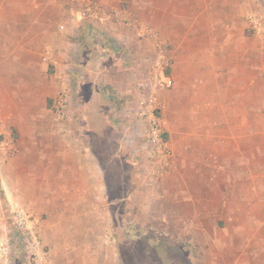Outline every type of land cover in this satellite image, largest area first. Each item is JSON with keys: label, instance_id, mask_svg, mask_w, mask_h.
<instances>
[{"label": "rangeland", "instance_id": "rangeland-1", "mask_svg": "<svg viewBox=\"0 0 264 264\" xmlns=\"http://www.w3.org/2000/svg\"><path fill=\"white\" fill-rule=\"evenodd\" d=\"M133 1L138 5L145 3L147 8L135 18L144 38L139 42L145 51L134 42L135 54H140L147 70L141 76L137 73L140 79L134 84L127 81L125 73L113 75L116 67L112 64L133 56L127 45L119 44L106 23L120 21V17L88 20L92 30L89 33L71 21L72 12L77 10H72L71 0H0V238L8 240L11 264L36 263L13 219L14 206H22L8 191L11 187L7 177L12 170L38 169V161L49 163L57 154L56 145L62 137L67 143L80 139L81 148L91 149L96 164L105 171L106 192L103 211L101 202L95 203L91 195L88 203H79L91 208L74 210L82 213L83 220L89 219L88 224L70 226L57 221L63 215L58 208H52L60 200L58 193L51 203L45 201L47 209L37 220L29 212L37 228L40 222L47 223L41 228L49 241H42L44 234L40 241L51 264H170L165 241L151 234L153 217L174 215L171 206L176 203H192L194 207L197 202H215L219 197L228 201L230 178L218 172L221 170L224 175L229 167L246 166L240 156L234 161L230 153L215 160L214 135L228 132L217 125L230 118V98L205 97L197 109L189 105L185 84L179 79L175 82L186 67L183 48H173L171 42H166L162 28L167 0ZM257 2L264 6L262 0ZM136 4L133 11L139 9ZM110 5L128 8L115 1ZM257 18L263 22L260 30L254 24L252 28L247 25L236 41L218 45L223 61L217 65V72H223L224 77L219 75L211 85L215 87L217 82L223 86L222 78L230 75L239 90L245 82L248 87L252 83L253 95L245 98L239 96L238 90L231 106H239V124L248 122V129H238L239 136L247 133L252 137L248 151L253 161L250 163L249 159L247 167L254 171V185L260 187L257 190L264 192V17ZM50 47L57 51V62L62 58V70L47 64ZM224 58L235 63L229 66ZM136 59L120 64L125 69ZM103 72L116 78L123 90L103 81ZM165 79L172 81L170 87ZM62 83L67 91L62 97L66 107L59 116L55 102L63 92ZM153 94L157 105L150 117L144 111ZM206 100L214 101V108L208 107ZM222 108L227 112H220ZM193 122L202 125L197 128ZM152 124L162 131L173 160L165 161L155 154L148 141ZM31 138L35 141H29ZM49 167L53 169L54 164ZM55 178L54 188L68 179ZM178 211L191 214L193 209ZM208 212L213 216L215 210L210 208ZM193 250L191 256L197 255Z\"/></svg>", "mask_w": 264, "mask_h": 264}, {"label": "crops", "instance_id": "crops-1", "mask_svg": "<svg viewBox=\"0 0 264 264\" xmlns=\"http://www.w3.org/2000/svg\"><path fill=\"white\" fill-rule=\"evenodd\" d=\"M114 1L120 6H123L121 4L124 3V5H128V8H110V4ZM257 1L167 0L164 9L166 19L162 28L166 33V42H171L173 48H177L179 45L183 48V62L186 69L175 78V82L179 79L185 84L189 105L198 109L201 108L200 102L207 99L205 97L225 96L230 98L228 109L230 118L224 124L219 122L217 125L218 129L225 128L228 129V132H224L223 136L220 132L214 135L217 145V151L214 153L215 160L220 161L223 154L230 153L229 157L233 156L234 161L239 160L240 156L246 165L241 169L229 167V171L224 175H221V170L218 172L220 176L227 177L226 174H228L230 178L228 201L219 197L215 202H197L194 207H192V203H176L171 206L174 215L153 217V233L151 234L153 237L161 236V240L165 241L170 264H264V192L257 190L260 187L254 185V171L251 167H247L248 160L250 159V163L253 161L251 151H248V143L252 141L250 139L252 137L249 138L247 133L245 137L239 136L238 129H248V122L242 121L239 124L237 117L239 106L238 104H235L233 108L231 106L233 97H238L239 91V96L245 98L252 96L253 92L250 93V91L253 86L251 83L248 87V83L245 82L239 90L236 80H233L231 75L228 76V81L221 77L223 86L219 87L217 82L215 87L211 85V81H217L219 75L224 77L223 72H217V65L223 61L218 51V45L236 41L247 25L252 28L253 22L250 17L258 20L259 25L254 28L260 30V24L263 22L257 16L264 17V6H260ZM97 2L103 7L106 17L115 16L122 19L106 23L110 29H113L112 35L118 38L119 44L127 45L133 52V56L128 55L127 58L112 64L114 68L116 67L113 69V72L116 71L113 75L125 73L128 77L127 81L134 84L135 80L140 79L137 73L141 76V72L147 70V65L141 60L140 54H135L137 45H134V42H138V48L145 51L139 42L143 36L135 24V18L140 16V11L147 9L145 3L138 5L133 0H97ZM132 2L139 9L133 11L135 5ZM263 3L264 0L261 5ZM77 22L73 24L82 32L90 33L92 31L88 20ZM81 30H79L80 33ZM60 47L62 48V46ZM49 50L47 64L55 65L62 70L64 62L60 61L62 58H59V62H57L58 56L55 47H50ZM103 56L105 54H102L101 58ZM135 57L138 59L125 69L121 66L120 62L128 64L131 58L135 59ZM108 60L105 59L106 62ZM70 62L72 63L71 60ZM224 62L229 66L235 63L231 58H224ZM101 75L103 81L112 84L118 90H123V85L119 81L117 82L116 78L107 76L105 72ZM63 85L64 83H62L60 91L64 90ZM129 86L131 87L130 84ZM206 102L210 104L208 107L214 108L211 104L214 101L206 100ZM244 111H247V107ZM220 112H227V109L222 108ZM188 113L190 114L189 111ZM183 125L186 126L185 123ZM193 125L200 128L202 123L194 124L193 122ZM204 125L207 124L204 123ZM185 136L188 138L190 131H187ZM79 140L67 143L66 139L62 137L59 139V144L56 142L59 145V147L56 145L58 152L52 160L49 159V163L46 160L44 163L38 161V169L12 170L7 177L8 180L10 179L11 188L8 191L11 196L17 199L28 212H33L36 220L41 212L44 213L43 211L47 209L45 201L55 200V193L59 194L60 200L52 208H58L59 214H63L57 219L59 223L63 222L70 226L88 224L89 219L83 220L82 213L79 214L74 210L91 208V205H79V203H83V200L88 203L89 195L94 196L95 203L101 202L103 211L104 193L106 192L105 171L100 168L99 164H96L95 157L90 154V148L80 147ZM29 141L35 140L31 138ZM239 145H245V147L239 149ZM51 162L54 164L53 169L49 167L52 165ZM238 174L239 177L236 176ZM21 177L23 178L22 183L20 182ZM55 177H60L61 180L64 177L68 179H65L63 185H56L54 188ZM61 180L59 181L62 182ZM20 184L24 185L19 187ZM106 200L109 202L108 199ZM56 201H58L57 197ZM49 208L51 207L49 206ZM191 208L193 209L191 214L188 211H178ZM210 208L215 210L213 216L208 212ZM67 209H69L68 212ZM95 210L98 211L99 208L96 206ZM67 215L69 217H65ZM45 225H47L45 221L40 222L37 232L41 240V236L44 234L45 238L42 241L46 243L49 238L45 236L41 228ZM192 249L197 255L192 254L191 256Z\"/></svg>", "mask_w": 264, "mask_h": 264}, {"label": "built area", "instance_id": "built-area-1", "mask_svg": "<svg viewBox=\"0 0 264 264\" xmlns=\"http://www.w3.org/2000/svg\"><path fill=\"white\" fill-rule=\"evenodd\" d=\"M72 10L76 8L75 12L71 14V21L74 23L76 21H84L91 19H102L105 16L103 7L94 0H71ZM250 20L253 22L254 26L258 27L259 22L256 18L250 17ZM255 22V23H254ZM255 27V29H256ZM47 61V58H46ZM167 87L172 85L170 79H165ZM67 91L63 90L60 95V100H56L55 107L58 110L59 116L63 113V110L66 107L65 101L62 97L66 95ZM157 105V100L153 95H150L148 100V105L144 111L148 116L153 117L152 111L155 110ZM148 141L152 144L153 149L157 157L160 159L164 158L165 161L173 160V154L169 149L167 142L162 137V131L155 124L150 126L148 132ZM13 219L17 225V228L26 239V248L30 257L35 261L36 264H51L46 253L43 251V247L40 241L39 234L37 232L36 221L29 212L23 209L20 206H14L13 209ZM22 233V234H21ZM10 245L8 240L4 237L0 238V264H11L10 260Z\"/></svg>", "mask_w": 264, "mask_h": 264}]
</instances>
